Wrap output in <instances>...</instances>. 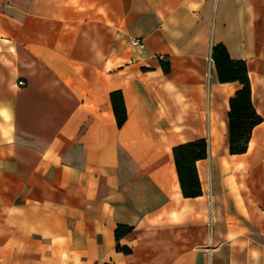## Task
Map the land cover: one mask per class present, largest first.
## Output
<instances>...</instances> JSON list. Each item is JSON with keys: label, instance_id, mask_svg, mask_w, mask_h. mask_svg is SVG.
I'll list each match as a JSON object with an SVG mask.
<instances>
[{"label": "crops", "instance_id": "crops-1", "mask_svg": "<svg viewBox=\"0 0 264 264\" xmlns=\"http://www.w3.org/2000/svg\"><path fill=\"white\" fill-rule=\"evenodd\" d=\"M216 45L261 117L241 154ZM0 264H264V0H0Z\"/></svg>", "mask_w": 264, "mask_h": 264}, {"label": "trees", "instance_id": "trees-1", "mask_svg": "<svg viewBox=\"0 0 264 264\" xmlns=\"http://www.w3.org/2000/svg\"><path fill=\"white\" fill-rule=\"evenodd\" d=\"M211 59L220 83L237 82L240 85V88L229 98L228 150L230 154H241L246 151L252 129L261 122V117L256 113L251 102L247 68L243 61L231 60L222 45L212 48ZM161 64L168 68L162 61ZM110 102L117 125L121 127L126 119L121 92H112ZM172 152L182 196L184 198L200 196L202 192L195 162L207 156L206 141L204 139L190 141L175 146ZM130 231V227L119 225L115 230V237L118 240ZM117 249L125 253L129 251L118 245Z\"/></svg>", "mask_w": 264, "mask_h": 264}, {"label": "built area", "instance_id": "built-area-1", "mask_svg": "<svg viewBox=\"0 0 264 264\" xmlns=\"http://www.w3.org/2000/svg\"><path fill=\"white\" fill-rule=\"evenodd\" d=\"M132 44H133L134 46L143 47V45H142L138 40H134V41L132 42ZM209 79H210V68H208L207 73H206V80H207V83H208ZM18 85L22 86V85H24V82H23V81H19V82H18ZM209 227H210V229H211V227H212V223H211V222H210V224H209Z\"/></svg>", "mask_w": 264, "mask_h": 264}]
</instances>
